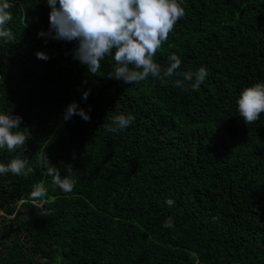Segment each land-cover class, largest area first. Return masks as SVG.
<instances>
[{"label":"trees","instance_id":"16d2710c","mask_svg":"<svg viewBox=\"0 0 264 264\" xmlns=\"http://www.w3.org/2000/svg\"><path fill=\"white\" fill-rule=\"evenodd\" d=\"M11 2L0 112L22 117L30 138L0 150V163L19 156L33 173L0 175V264H264V113L246 125L237 106L242 89L264 82V0H180L185 15L154 59L182 60L172 79L205 66L198 91L109 78L112 57L93 75L73 58L78 40L47 35V0ZM73 101L90 121L64 119ZM117 114L134 122L107 131ZM44 154L62 177L72 168L73 191L52 183ZM36 184L44 202L31 198Z\"/></svg>","mask_w":264,"mask_h":264},{"label":"clouds","instance_id":"9594fccd","mask_svg":"<svg viewBox=\"0 0 264 264\" xmlns=\"http://www.w3.org/2000/svg\"><path fill=\"white\" fill-rule=\"evenodd\" d=\"M51 6L50 35L53 39L78 40L73 58L87 65L90 73L95 75L101 68V61L112 57L115 66L108 74L109 78L123 81L125 84L139 83L149 77L159 79L162 83L172 80L174 86L185 87V81L191 82L193 91H198L208 76V70L201 66L196 71L181 73L183 79H172L177 76L182 60L173 54L169 55L168 66L162 67L154 59L157 51L168 40L177 22L185 15V8L180 0H47ZM57 3L59 7H57ZM13 7L11 0H0V40H15L14 33L7 27L12 20L9 11ZM54 30V35H52ZM39 35H46L41 32ZM37 58L47 60L44 52H37ZM84 92L82 98L88 97ZM239 116L248 125L255 123L264 113V82H257L241 90L237 99ZM79 115L83 120L91 117L77 102L70 103L64 112V119L69 120ZM22 117L9 112H0V150L15 153L24 149L30 133L22 128ZM135 117L117 114L110 117L105 128L109 132H119L129 127ZM46 175L52 177V183L63 192H71L77 184L72 168L61 176L59 168L54 166L46 154L39 158ZM11 173L27 177L33 173V167L27 159L16 156L8 163H0V175ZM48 189L43 184H36L31 198L44 202ZM168 205L174 201L168 199ZM42 210L40 215H49ZM174 222L171 217L165 220L164 227L171 228Z\"/></svg>","mask_w":264,"mask_h":264}]
</instances>
